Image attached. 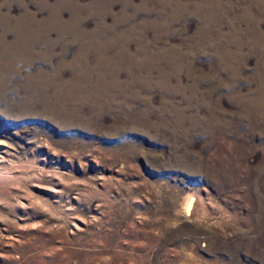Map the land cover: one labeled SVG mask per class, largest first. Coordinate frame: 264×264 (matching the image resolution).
Instances as JSON below:
<instances>
[{
	"label": "rangeland",
	"instance_id": "374dc122",
	"mask_svg": "<svg viewBox=\"0 0 264 264\" xmlns=\"http://www.w3.org/2000/svg\"><path fill=\"white\" fill-rule=\"evenodd\" d=\"M0 264H264V0H0Z\"/></svg>",
	"mask_w": 264,
	"mask_h": 264
},
{
	"label": "bare ground",
	"instance_id": "6f19581e",
	"mask_svg": "<svg viewBox=\"0 0 264 264\" xmlns=\"http://www.w3.org/2000/svg\"><path fill=\"white\" fill-rule=\"evenodd\" d=\"M188 202V201H187ZM185 203H186V201H185ZM185 206V205H184ZM185 208V207H184ZM189 208V207H188Z\"/></svg>",
	"mask_w": 264,
	"mask_h": 264
}]
</instances>
